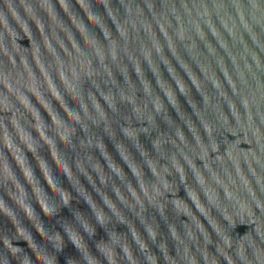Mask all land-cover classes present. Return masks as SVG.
I'll return each mask as SVG.
<instances>
[{"label":"water","instance_id":"95a60500","mask_svg":"<svg viewBox=\"0 0 264 264\" xmlns=\"http://www.w3.org/2000/svg\"><path fill=\"white\" fill-rule=\"evenodd\" d=\"M0 264H264V0H0Z\"/></svg>","mask_w":264,"mask_h":264}]
</instances>
